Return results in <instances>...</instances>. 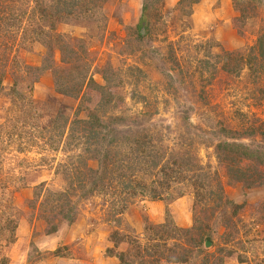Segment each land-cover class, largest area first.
<instances>
[{"label":"rangeland","instance_id":"rangeland-1","mask_svg":"<svg viewBox=\"0 0 264 264\" xmlns=\"http://www.w3.org/2000/svg\"><path fill=\"white\" fill-rule=\"evenodd\" d=\"M260 33L264 0H0V263L264 264ZM223 142L258 161L230 176ZM64 169L77 213L46 235Z\"/></svg>","mask_w":264,"mask_h":264},{"label":"trees","instance_id":"trees-1","mask_svg":"<svg viewBox=\"0 0 264 264\" xmlns=\"http://www.w3.org/2000/svg\"><path fill=\"white\" fill-rule=\"evenodd\" d=\"M146 10H147V6L144 5L143 6V13L142 16L140 18L141 22L143 23L145 21V14H146ZM251 50H257V55L258 57H262L264 59V33H260L257 37L256 40V44L253 46V48H250ZM251 53V52H250ZM256 56V54H255ZM249 64L252 63L251 60H249L248 62ZM223 131H228L223 129ZM136 143H138V141H136ZM217 147L220 151V149H222V153H224V158L226 161H228L229 166H228V173L230 174V176H234L236 175V177H240L241 173H242V167H240L239 162L242 159H247V160H251V161H258V156L256 151H252L249 150L245 147H242L241 144L238 145L236 143L233 142H223V143H218ZM106 153H109L106 151ZM107 158V155H106ZM140 157H136V159L138 160ZM176 162V161H175ZM181 165H179L180 167ZM177 167V166H176ZM165 166L163 168V170H165ZM88 170L95 172V174L99 173V171H96L92 168H88ZM178 171V170H176ZM64 173L67 175L65 180H67V187L63 188L59 191L56 192H52L51 190H43V183H40V185L37 187L39 190H42V192L45 195V202H42L41 204H39V207L41 208L42 212L44 213V216L40 217V219H42L46 225V230H45V234L46 235H51L54 234L58 231L59 229V223H61L62 221H66L68 223H72L75 219L77 210H76V205H75V201L71 198V194L74 193V191L76 190V186H75V180L72 179L68 182V169H64ZM167 173V172H166ZM179 173V172H178ZM168 175L171 177V182L176 184L178 182L177 179V174L175 173L174 175V171L173 169H170V172L168 173ZM180 175V173H179ZM202 175L205 176V179L208 181L210 178H208V174H204L202 173ZM97 177V176H96ZM103 180V179H102ZM171 182H167L166 184V188L169 190L172 187ZM127 183V187H131V182H126ZM163 184V183H160ZM156 186V188H147L146 185H144V189L143 192H141L139 195H144V193H146L145 191H148V199L151 200H163L164 194H162L163 190H159V186ZM98 185V179L96 178V181L94 183H92V188L89 190L90 192L93 191V189L95 190ZM170 188H169V187ZM85 187L86 184L85 182H79L77 183V188L78 190L80 189L82 191L80 199H86L88 196V192L85 191ZM110 187V186H109ZM199 187H203V184L199 185ZM174 190V188H172ZM219 189L220 192L222 193V187H220L219 185ZM135 193V192H133ZM179 194H182V192H179ZM181 196V195H178ZM113 206L116 207L117 203L116 201L113 202ZM38 207V208H39ZM18 227V220H16L15 218L9 217L7 216L6 220H5V228H0V231L2 230H8L10 233V241L13 242L16 235V229ZM194 227V226H193ZM2 229V230H1ZM177 230L180 228H176ZM186 231H189V229H186ZM203 237V236H202ZM204 240H210V238L208 236H206L205 238H201ZM204 240H201V242L203 243ZM120 242V239H117L115 241V243ZM201 243V245H202ZM207 243V242H206ZM118 258L120 261V264H123V255L122 254H118ZM61 260L58 259V262ZM241 262H243L241 260ZM59 264V263H58Z\"/></svg>","mask_w":264,"mask_h":264},{"label":"crops","instance_id":"crops-1","mask_svg":"<svg viewBox=\"0 0 264 264\" xmlns=\"http://www.w3.org/2000/svg\"><path fill=\"white\" fill-rule=\"evenodd\" d=\"M47 237V236H45ZM48 238V237H47ZM39 245V244H38ZM44 245V244H43ZM22 245H21V240L17 241L13 246H12V251L11 253L9 254L8 253V261H5L3 263H0V264H22L23 261H24V258H25V255H26V250L23 249V248H20ZM36 247H38L39 249V246L36 245ZM17 254H18V257H17ZM17 259V260H16ZM50 263H55V264H58L56 262H54L53 259H51L49 261ZM58 262V261H57Z\"/></svg>","mask_w":264,"mask_h":264}]
</instances>
